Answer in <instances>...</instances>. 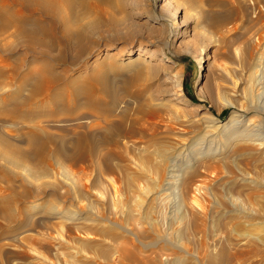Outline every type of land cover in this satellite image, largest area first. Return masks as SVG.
<instances>
[{
  "label": "rangeland",
  "instance_id": "rangeland-1",
  "mask_svg": "<svg viewBox=\"0 0 264 264\" xmlns=\"http://www.w3.org/2000/svg\"><path fill=\"white\" fill-rule=\"evenodd\" d=\"M44 1L64 4L65 15L41 22L46 28L54 22L55 38L65 45L68 68H54L68 70L71 104L59 109L48 101L52 77L40 63L1 68L0 264H264V140L228 136L212 151L194 147L187 159L196 165L194 178L185 176L167 202L154 199L171 161L160 158L162 148L173 157L180 144L191 145L233 116L245 117L244 128L257 123L263 130L264 0H170L179 5L176 15L165 0H71V7ZM90 24L96 31L83 33ZM78 33L84 40L76 41ZM9 41L17 55L41 61L40 54L25 55L22 40ZM141 46L151 54L139 61ZM105 72L118 100L110 113L75 95L87 85L101 91L90 77ZM36 81L45 90L39 98L30 96ZM124 84L141 95L122 94ZM182 97L191 103H179ZM142 104L161 114V123L104 144L106 133ZM86 137L96 146L90 178L76 155ZM36 144L45 145L42 157ZM26 187L34 197L20 202ZM87 198L102 221L87 219Z\"/></svg>",
  "mask_w": 264,
  "mask_h": 264
},
{
  "label": "bare ground",
  "instance_id": "bare-ground-1",
  "mask_svg": "<svg viewBox=\"0 0 264 264\" xmlns=\"http://www.w3.org/2000/svg\"><path fill=\"white\" fill-rule=\"evenodd\" d=\"M165 1H168V3L170 2V0H165ZM65 2H66V7L67 6L68 7L73 6V3H72L71 0H66ZM60 4L61 5H59V3H57V5H58L57 6V5H55V3L53 1L52 2L48 1L47 2V1H44V0H0V72H1V68L2 67L12 69L13 71L14 70L18 71V70H22L24 67H28V68L30 67L31 68L32 66H30V65H32V63L33 64L40 63L41 65H43L42 67L47 70L48 74L51 75V77H52L50 82H48L49 85L47 86V90H46V94H45L47 99H48V101L55 102L56 105H57V108L59 107V109H67V107H69V105L71 104V101H69V97H68L70 94L69 95L67 94L68 95L67 96L68 97V101L66 100L67 99L66 98V91L70 88V84L69 85L65 84V82L67 81L66 78H67V75H68V74L66 75V71L68 72V70L62 69L61 70V74H59V73L56 72L57 70L54 68L55 65H56V68L57 67H63V66H67V68H68V62L69 61H68V58H67V53H66V51H64V47L62 46L64 44L60 45L61 42L57 41V39L55 38L56 35H54L55 32H53L52 29H51V28L55 29V27H52V26H54L53 24H55V23L53 22L52 26H50V28L47 27L48 28L47 29L46 27H44L43 23L41 22V20H42L41 16H44V15L47 16V17L49 16V17H51L53 19L60 18L62 16V14H63V12L61 10V7L64 5V4H62V2ZM171 4L172 3L170 2V5ZM172 6H173V10H174L175 15H176V13H178V11H179V5L175 3V4H172ZM31 8L32 9L34 8L33 10L35 12L33 11L32 15L26 17L25 16V10H26V14H27V11H30ZM62 9H64V6H63ZM65 11H66V9H65ZM35 14H38L39 16L38 17L34 16ZM63 15H65V14H63ZM173 25L175 26L174 23H173ZM174 26H172V29H175ZM96 27H97L96 24H90L89 26L86 27V29L84 30L83 33H87V34L93 33L94 31H96V29H97ZM67 30H69L68 27H67ZM5 34L6 35L8 34V36L4 37ZM41 34L47 35L48 39L47 40L46 39L45 40H40L41 37L39 38V36ZM67 36L70 37L69 35H67ZM170 36H173L172 32H171ZM183 36H185V35L183 34ZM11 37H14L17 40V42L20 41V40L23 41V43L19 42L20 44H18V45L21 46V44H23L22 47L25 48L24 50H26V52H27V54H25L26 56L27 55H31L32 52H33V54H35L34 56H36L37 54H40L41 55V61L39 62L37 60V57H34V58H32V60L30 62L29 60H27V58H23L22 55H20V54L17 55L18 51H20L19 47L18 46H11V41H9L8 43L5 42L7 39L8 40L11 39ZM82 37H83V35L78 33V35L75 36V39H76L77 42H79ZM72 39H73V37H72ZM66 41H68V40H66ZM17 42H16V45H17ZM75 43L76 42H74V44ZM36 46L45 48L47 50L46 51L47 53L45 51L41 52L39 50V48L36 47ZM58 49H59V51L57 52L56 55L49 54V50H51V51H55L56 50L57 51ZM109 54H106V56L104 58L108 57ZM149 54H151V51L147 47L141 46L137 60L140 61L141 59H145L144 57L146 55H149ZM157 54L158 53L156 51H152V55H157ZM80 56H83V55H80ZM78 57H76V59ZM75 61L76 60H74V62ZM74 62H72V63H74ZM115 63H117L116 64L117 66L123 65V61H121V62H117L116 61ZM45 75H47V74L45 73ZM3 76L5 77V75H3ZM14 76L12 75V78ZM108 77H109V75H108L107 72H105V74H99V75L95 76L94 78L90 77L92 82H96V83H98L99 85L102 86V90L101 91L97 90L95 92L94 88L92 90V87L86 84L87 86H85L84 88H83V86H81V89L77 90L75 92V95L77 97H80V96L84 97L85 96L84 97L85 98L84 101H86L85 103L92 104L94 106L95 110H99L101 112H108V113L112 112L113 108L110 107L109 104L116 105L118 100H117V94H115L114 89L110 88V80L108 79ZM8 78L11 79V77H8ZM49 79H47V80L49 81ZM33 84H32L33 85V94H32V89H30L31 90V94H30L31 97L32 96L34 97V95L41 94L42 92L45 91L44 87L42 86V84H40L39 81H36ZM72 85L73 84H71V86ZM124 86H126V85L124 84ZM132 87L133 86L130 85V84H128L126 86V88L123 87L125 90L123 91V89H121L123 91L122 94L124 92H126V95H128V96L130 94L136 95V96H132V95L130 96L132 99H136V98H138L141 95V92L140 91H137V92L135 91V93H133L134 91H132ZM102 92L108 96L107 98H110L111 103L110 102L107 103V104H106V102L104 103L102 97L100 96V95L103 94ZM138 94H140V95H138ZM45 95H43V97ZM75 95L73 94L74 97L72 96V100L76 99ZM41 97L42 96L40 95V98ZM36 98L37 97L35 96V99ZM38 98H39V95H38ZM80 100H82V98H80ZM36 101H37V99H36ZM135 101H137V100H135ZM31 102L29 101L30 104H33V102L32 103ZM120 102H121V100H120ZM76 103H78V102H76ZM179 103L187 105V104L191 103V99L187 98V97H182L179 100ZM92 105L91 106L89 105V106L93 107ZM85 106H87V105L85 104ZM57 111H54V112H57ZM59 112L61 113V111H59ZM65 112H67V111H65ZM114 113H116V112H114ZM235 114H236L237 117L240 115L237 112H235ZM239 117L242 118L241 115ZM161 118H162L161 114H159L155 110H152L151 108L150 109L146 108L142 104L136 109V112H135V114H133L132 117L126 118L124 120V122L121 121L122 122L121 124H119L118 126L114 127L113 130L109 131V133H106V135H105L106 137L103 139V142H104V144L112 143V142L115 143L114 141H116L118 138H125V136L127 137L129 135L134 137V135H136L138 131L141 132V133L143 131H145V133H147L146 132L147 130L148 131H152V130H154L156 128L154 125H156L157 122L161 123ZM245 122H246L245 121V117H244V119H242V121H240V118L236 119L233 116V118L229 119L222 126H216L215 127L213 125V126L210 127L209 130L203 132L204 135L202 137L197 138V140L195 142H191L190 141L191 145H188L185 148H184L183 144H180L179 147L177 146L178 147L177 152H175L173 157L172 156L170 157L165 149L162 148L161 150H159L157 153H159V156H160L161 159L163 158V160L165 159L166 161L167 160L168 161L171 160V161L168 164V166L165 169H163L166 172L165 173L166 174V182H165V180H164V182H162L163 180L161 181L162 185H161L160 188L162 190H161V193L158 192V193L155 194L156 195V197L154 198L155 201H157L160 205L163 204L164 202H167V199L168 198L170 199V197H172L173 194L177 191L175 186L179 185L183 180L184 181L186 180V179H184L185 176L188 175L189 178H190L194 173L196 174L197 171H196V169H194V166H196V165L190 164L189 162H187V159L191 158L192 155L194 154V152H193L194 147L200 146L199 147L200 149H207L208 148V150H211L213 145H216L215 148H217V146L223 142L222 140L227 139L228 136H233V137L237 136V137H240L242 139H248V140H250V139L253 140L254 139V140H260V141L262 140L263 141L264 140V128L262 130L261 129V125L257 124V123H251L249 126L244 128ZM229 123H231V124L229 125ZM241 129H243V130H241ZM143 134H144V132H143ZM33 143H36V142H33ZM169 146H171V145H169ZM262 146L264 148V143H262ZM36 147H37V151H36L37 155H35V156L38 157V155H41L40 157H42L43 153L45 152V145H43V144L37 145L36 144ZM95 147L96 146L94 144H92L90 142L89 138H87V137L80 139L79 142H78V145H77L76 155L84 163V165L86 166L83 173H86V176L87 177L89 176V178H90L91 175H90V172H88V170H90L88 167H89V162L93 159V157H95V153H96ZM177 153H179V155ZM21 158H23V157H21ZM44 158L45 157L42 158L43 161H45ZM23 159L26 160V158H23ZM176 159H177V161H176ZM24 160H22V161L24 162ZM142 161H143V159H142ZM19 163H22V162H19ZM160 170H162V168ZM101 172H102V170H101ZM193 176H192V178H194ZM88 179H87V181H88ZM172 180H174V181H172ZM158 182H159V180H158ZM155 187H157V186H155ZM89 190H90V188L88 189V192H89ZM197 191H198V189H197ZM22 193H23L22 196H20L21 197L20 198V202L24 201L25 199H28V197H30L31 195H33L32 197H34V194H35L33 192H32L33 193L32 194L31 191L28 188L25 189ZM90 194H91V192H90ZM16 198H18V197H16ZM29 199H32V198H29ZM89 199H90V197H89ZM89 199H88V203L86 204L87 208H88L87 209L88 210L87 219L90 222L91 221L93 222L95 220L102 221L103 220L102 217L99 215V213L95 212L96 210L93 209V205L91 203L92 201H90ZM20 206H21V204H20ZM157 211H158V209H157ZM147 212H145V213H147ZM70 217H72V216H70ZM154 217H155V215H154ZM73 219H74V216L70 220H73Z\"/></svg>",
  "mask_w": 264,
  "mask_h": 264
}]
</instances>
